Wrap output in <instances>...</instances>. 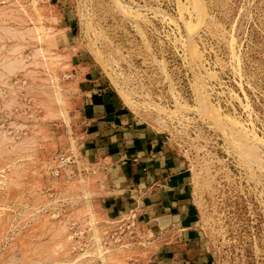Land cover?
<instances>
[{
	"label": "rangeland",
	"instance_id": "1",
	"mask_svg": "<svg viewBox=\"0 0 264 264\" xmlns=\"http://www.w3.org/2000/svg\"><path fill=\"white\" fill-rule=\"evenodd\" d=\"M98 84L188 162L207 263L264 264V0H0V264H162L83 152Z\"/></svg>",
	"mask_w": 264,
	"mask_h": 264
},
{
	"label": "crops",
	"instance_id": "2",
	"mask_svg": "<svg viewBox=\"0 0 264 264\" xmlns=\"http://www.w3.org/2000/svg\"><path fill=\"white\" fill-rule=\"evenodd\" d=\"M89 105L92 126L83 152L98 169L104 201L115 211L144 215L161 244L162 264H208L186 159L163 132L132 116L109 87L93 88Z\"/></svg>",
	"mask_w": 264,
	"mask_h": 264
},
{
	"label": "bare ground",
	"instance_id": "3",
	"mask_svg": "<svg viewBox=\"0 0 264 264\" xmlns=\"http://www.w3.org/2000/svg\"><path fill=\"white\" fill-rule=\"evenodd\" d=\"M38 32V31H37ZM39 37V36H38Z\"/></svg>",
	"mask_w": 264,
	"mask_h": 264
}]
</instances>
